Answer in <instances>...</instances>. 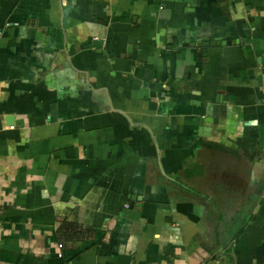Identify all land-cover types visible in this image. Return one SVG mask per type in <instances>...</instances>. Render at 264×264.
Returning a JSON list of instances; mask_svg holds the SVG:
<instances>
[{
  "label": "crops",
  "instance_id": "crops-1",
  "mask_svg": "<svg viewBox=\"0 0 264 264\" xmlns=\"http://www.w3.org/2000/svg\"><path fill=\"white\" fill-rule=\"evenodd\" d=\"M0 264H264V0H0Z\"/></svg>",
  "mask_w": 264,
  "mask_h": 264
},
{
  "label": "water",
  "instance_id": "water-1",
  "mask_svg": "<svg viewBox=\"0 0 264 264\" xmlns=\"http://www.w3.org/2000/svg\"><path fill=\"white\" fill-rule=\"evenodd\" d=\"M203 40L208 41L207 38H206V39H203ZM203 40H202L201 42L199 41V42H197V43H193V45H197L198 47H202L203 45L209 46L210 44H212L213 46H215V45H217V44L220 45L221 42H222L221 39H219V38L216 39V40H213L212 42L209 41L208 43H207V42H206V43H203ZM99 42L101 43V41H95L94 44H95V45H99ZM211 119H212V118H210V117H206L204 120H205V121H211Z\"/></svg>",
  "mask_w": 264,
  "mask_h": 264
},
{
  "label": "built area",
  "instance_id": "built-area-1",
  "mask_svg": "<svg viewBox=\"0 0 264 264\" xmlns=\"http://www.w3.org/2000/svg\"><path fill=\"white\" fill-rule=\"evenodd\" d=\"M63 245L62 244H60V247H62ZM60 255H62V253H60Z\"/></svg>",
  "mask_w": 264,
  "mask_h": 264
}]
</instances>
